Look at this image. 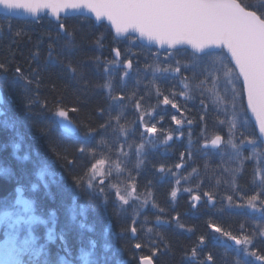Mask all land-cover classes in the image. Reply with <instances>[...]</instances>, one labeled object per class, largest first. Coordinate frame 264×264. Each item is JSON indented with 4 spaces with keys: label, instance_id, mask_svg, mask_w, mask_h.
<instances>
[{
    "label": "trees",
    "instance_id": "obj_1",
    "mask_svg": "<svg viewBox=\"0 0 264 264\" xmlns=\"http://www.w3.org/2000/svg\"><path fill=\"white\" fill-rule=\"evenodd\" d=\"M235 1L264 18L260 8L254 7L256 1L264 0ZM129 41H133L134 48L131 56L122 46ZM117 48L127 54L125 58L134 65L135 72L138 70L136 74L111 75L109 63ZM151 53L166 54L144 48L132 38L117 41L106 25H96L87 18L56 22L42 17L32 22L0 15V90L4 98L0 120V211L13 208L16 187H22L33 200L36 214L54 220L53 233L63 241L62 254L75 257L91 250L89 243L93 242L98 264H117L116 251L122 258L128 257L129 264H138L140 258H150L153 264H244L237 256L221 250L229 237L223 233L248 236L252 252L264 264V238L260 236L264 235V223L220 209L229 196L261 195L253 164L242 166L231 193L221 186L224 182L218 181V174H211L207 185L202 182L196 191L202 202L195 210L189 203L190 193L178 194L175 200L170 195L173 182L169 176L175 161L186 155L181 145L173 148L170 143L165 151L153 152L144 159L142 155L137 170L136 149L145 134L139 128V114L155 108L149 96L153 89L165 95L176 91L177 86L160 75L153 79L149 69ZM109 82L111 88L106 89ZM120 96L124 99H118ZM59 110L68 113L74 126L72 134L64 132L57 122ZM189 114L196 125L203 117L194 111ZM172 117L173 114L163 120L169 127L173 126ZM249 126L250 137L258 142L250 122ZM118 157L132 161L124 174L128 173L135 196L150 199L156 212H148L137 221L131 218L118 222L125 213L115 208L107 218L99 200L102 193L96 189L89 192L87 177L93 166L101 159ZM161 166L164 172L159 171ZM216 168L214 165L212 171ZM204 193H209L215 203L206 202ZM156 217L162 221L155 222ZM210 225L222 231L217 233ZM238 226L242 231L236 233ZM106 228L109 239L104 237ZM131 229H135L134 239L129 234ZM108 243L115 250L105 253L101 247ZM39 248L42 252L34 258V249ZM20 252L18 258L24 264H55L59 255L43 240L37 241L32 250L28 246Z\"/></svg>",
    "mask_w": 264,
    "mask_h": 264
},
{
    "label": "rangeland",
    "instance_id": "obj_2",
    "mask_svg": "<svg viewBox=\"0 0 264 264\" xmlns=\"http://www.w3.org/2000/svg\"><path fill=\"white\" fill-rule=\"evenodd\" d=\"M255 5L254 7L260 8L264 16V1H256ZM132 43L133 41H129V43L122 45L128 48V56H131L130 52L134 50L131 45ZM114 51H119L120 53L117 58L114 57ZM177 52L166 53L163 56L155 53L150 54L149 61H151V64L149 69L153 79H156L160 75V77H164L167 80V83H173V86L177 84V86L175 85L176 91L168 92L165 95L160 94L157 88L155 90L153 89L152 95L149 96L151 104L155 105V108L139 114L138 124L141 130L145 126L154 124L157 131L151 136L146 133L143 134L142 139L138 142L139 145L144 143L145 148L137 154L138 159L136 158V162L134 161L137 170L140 169L139 164L142 162V155L144 159V157L150 156L153 152L159 150L165 151L167 148L166 145L170 143H173V148L181 145L186 152L185 158L175 161L173 172L169 178L172 179L173 189H176L179 195L190 193L192 196L198 195L196 191L201 186L200 184L203 182L207 185L208 177L214 173L218 174V181L224 182L221 186L231 193L232 185H234L237 175L242 171V166L245 163H251L257 176L255 179L257 182L256 186L259 187L261 194H256L255 210L247 207V200L250 197L240 198L238 194L235 195V198L232 197L231 201L227 200L223 202L220 209L231 211L238 218L247 217L264 223L263 147L259 140L257 142L250 137V120L246 113L243 88L234 66L224 50L223 52L218 51L203 55H196L188 50ZM125 55L122 53V49L119 48L112 51V58L109 63L111 75L116 76L126 72L137 73L138 70L136 72L134 71V65H132L131 69L124 67L125 63L129 62L125 58ZM144 60L145 58L141 61L140 67ZM176 66L181 68L179 73L173 70ZM158 67L161 69L167 68L170 71L156 72L155 69ZM185 84L188 85L187 88L184 87ZM209 89H212V91H209ZM184 92H187L188 95L185 96ZM216 95L220 96L223 103L213 102ZM165 96L169 98L171 103H175L177 107L172 108L171 103L164 105L162 101ZM179 108L186 112L190 118L192 116H190L189 112L192 113L193 111L198 116L200 114L203 117L198 119V124L196 125L188 116L182 115ZM171 114L176 119L181 120L182 123L177 125L171 118L170 124L173 126L169 127L168 123L163 120L164 118L169 119ZM60 118L62 117L56 114L57 122H59ZM189 121H191L190 124ZM161 124L165 126H159ZM233 124H235V128H232ZM217 134L224 138L221 146L218 148H205L204 144L206 140ZM169 135L173 139L168 141V143H164L166 137ZM229 138L237 145V149L234 150L227 143ZM249 141H253L254 143L250 144L248 143ZM125 152L126 150L124 149L122 154L125 155ZM237 152L240 153L238 158L236 157ZM131 162L128 157L101 159L93 166L87 177L89 192L92 189H96L102 193V199L99 200L102 201L101 206L105 210L104 213L107 218L112 216L111 212L115 208L125 213L123 216H119L121 219H118V222L131 218L137 221V218L144 217L148 212H156L154 210L155 207L146 197L135 196V191L128 181V173L126 176L124 174V171H127L131 167ZM199 163L201 165H197ZM178 164L181 167L177 168L176 165ZM214 165H217L218 168L212 171ZM39 177L41 180L40 183H42V175ZM16 188V197L12 205L13 208L0 211V238L4 239L2 242L0 241V264H24L18 258V255L21 253L20 251L26 250L28 246L32 250V247L39 240H43L49 248L54 249V252L59 254L55 264L99 263V259L92 250L93 242L89 243L91 250L81 251L75 257L71 254L63 255L61 252L63 241L60 236L53 233L52 226L54 220L50 218L42 219L37 215L33 200L30 196L26 195V190L19 186ZM185 189H189L190 191L185 192ZM191 196L189 203H191V208L195 210L202 200L192 201ZM124 199L128 200L127 204L123 202ZM206 202H208L207 198ZM212 203H215V201H212ZM79 218L82 217L79 216ZM153 220L155 222L162 221L159 217ZM143 225H145L144 221ZM237 228L234 230L236 233L242 231L239 226ZM129 234L133 239L136 237L132 229ZM260 236L264 238L263 234H260ZM104 237L106 239L110 238L107 228ZM235 238L240 239L242 243L236 245L233 239L226 237V240L221 244V250L237 256L244 264H262L259 258L252 252L253 245L248 236L245 238L237 236ZM245 240L250 241V243L245 244L243 242ZM20 242L23 245L21 244L20 246ZM101 249L103 252L109 253L115 250V247L111 243H108L107 245L102 244ZM34 250L35 253L33 252V256L36 258L37 254L42 251L41 248ZM114 258L117 264H129L131 262L128 257L125 259L122 258L121 253L118 251H116ZM194 259L195 257L191 258L192 261ZM144 260L152 261L150 258H140L138 264H141ZM32 264L35 263L33 262Z\"/></svg>",
    "mask_w": 264,
    "mask_h": 264
},
{
    "label": "snow or ice",
    "instance_id": "obj_3",
    "mask_svg": "<svg viewBox=\"0 0 264 264\" xmlns=\"http://www.w3.org/2000/svg\"><path fill=\"white\" fill-rule=\"evenodd\" d=\"M215 2L216 0H44L32 8L30 13L36 15L41 12H48L58 17L61 9L65 11L85 9L93 13L97 21L106 19L114 28L117 36L127 35L137 39H146L148 42L160 46L161 49H177L187 46L201 55L206 50L223 52L225 48L228 49L227 54H230V62H235L236 68L239 69V76L243 77L248 108L255 115L261 136L264 137V24L256 25L247 21L239 24L225 22L214 10ZM0 8L9 12H16L20 11V4L18 0H0ZM137 33L138 37L135 36ZM116 55H120L119 51L116 52ZM124 67L131 69V62L125 63ZM173 70L179 73L181 68L176 66ZM155 71L168 72L170 69L158 67ZM104 87L110 89L111 83L109 82ZM184 87L187 88L188 85L185 84ZM184 95L187 96L188 93L184 92ZM118 99L123 100L124 97L120 96ZM162 102L164 105L171 103L167 96L163 98ZM213 102L223 103L219 95L215 96ZM171 106L172 108L177 107L175 103H171ZM137 108H139V104H137ZM56 113L60 117L69 119L65 110H59ZM172 119L177 125L182 123L175 116ZM190 123L191 121H189ZM232 128H235V124L232 125ZM120 131L124 134V127H121ZM143 131L151 136L157 131V128L153 124L145 126ZM172 139L173 137L169 135L164 143H168ZM223 141L224 138L217 134L206 140L204 147L218 148ZM227 143L234 150L237 149V145L233 143L231 138L228 139ZM248 143L254 142L249 141ZM144 148L145 144L141 143L136 149L137 154ZM239 156L240 153L237 152L236 157ZM176 167L179 168L181 165L178 164ZM159 171L164 172V167L161 166ZM184 191L189 192L190 190L185 189ZM170 195L175 200L178 191L173 189ZM204 195L208 202L213 201V197L209 193H204ZM191 199L192 201H199L200 196L192 195ZM228 200L231 201L232 197L229 196ZM256 200V196H251L247 200V207L255 210ZM123 202L127 204L128 200L124 199ZM193 206L195 207V205ZM210 227H213L217 233L222 231L219 227L211 225ZM223 235L233 239L236 245L242 243L240 239L232 237L229 233H223ZM201 242H203V238H201ZM243 242L245 244L250 243L248 240ZM136 247L139 248L140 245L137 244ZM195 254L193 252V256ZM208 259L210 260L211 257ZM144 264H150V262L145 260Z\"/></svg>",
    "mask_w": 264,
    "mask_h": 264
},
{
    "label": "water",
    "instance_id": "obj_4",
    "mask_svg": "<svg viewBox=\"0 0 264 264\" xmlns=\"http://www.w3.org/2000/svg\"><path fill=\"white\" fill-rule=\"evenodd\" d=\"M44 2V0H18V3L20 4V11H16V12H9L3 8H0V15L7 17V18H11V19H15V20H21V21H32V22H36L39 19H41L42 17H47L53 21L58 22L59 19H65V18H72V17H82V18H87L92 20L96 25H106L108 27V29L110 30V32L112 33L113 37L115 40L120 41L123 40L125 38H128L129 36L127 35H120L117 36L115 33L114 28L111 26V24L106 20V19H102L100 21H97L94 14L85 10V9H80V10H63L61 9L59 16H53L48 12H41L39 14L33 15L30 13V10L32 8H34L38 3H42ZM214 10L219 14L220 18L228 23L231 24H239L241 22H249L251 24H256V25H260V24H264L263 21H261L259 19V17L254 14L253 12L247 11L245 9H243L239 3L235 0H216L215 4L213 5ZM59 30L61 31L62 29L59 28ZM136 37H138V33L135 34ZM133 38V37H131ZM136 40V42L138 44H140L141 46H143L144 48H151L156 50L159 53H167V52H174V51H180V50H188L196 55H201V54H197L196 52H194L193 50L190 49V47H178L177 49H161L160 46L158 45H154L150 42H148L146 39H137L134 38ZM225 53L227 54L228 49H224ZM117 51H114V57L117 58L118 56L116 55ZM213 52H218V50H206L204 54L206 53H213ZM229 60H230V54H227ZM232 65L234 66L238 76H239V69L236 68L235 66V62L231 61ZM240 80H241V84H242V88H243V93H244V98H245V108H246V113L247 116L252 124V127L255 131V134L259 140V142L262 144L263 147V151H262V155L264 158V137L261 136V133L259 131V124L258 121L255 118V115L251 112V110L248 108L247 105V92L246 89H244L243 87V77L239 76ZM4 105V98H3V94L0 90V118L1 116H3L4 112L2 110V107ZM60 126L62 128V130L68 134H72L74 132V126L73 124L70 122V120L65 119V118H60L59 120ZM19 191V190H18ZM145 261V260H144ZM144 261L141 264H144ZM150 264H153L152 261H150Z\"/></svg>",
    "mask_w": 264,
    "mask_h": 264
},
{
    "label": "bare ground",
    "instance_id": "obj_5",
    "mask_svg": "<svg viewBox=\"0 0 264 264\" xmlns=\"http://www.w3.org/2000/svg\"><path fill=\"white\" fill-rule=\"evenodd\" d=\"M149 202L151 201L150 199L148 200ZM151 203V202H150Z\"/></svg>",
    "mask_w": 264,
    "mask_h": 264
}]
</instances>
